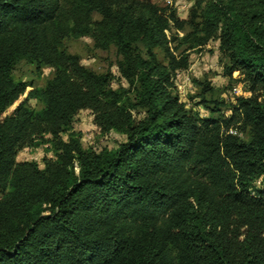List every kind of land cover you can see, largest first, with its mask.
Returning a JSON list of instances; mask_svg holds the SVG:
<instances>
[{
	"label": "trees",
	"instance_id": "16d2710c",
	"mask_svg": "<svg viewBox=\"0 0 264 264\" xmlns=\"http://www.w3.org/2000/svg\"><path fill=\"white\" fill-rule=\"evenodd\" d=\"M193 2L182 20L149 0H0V264H264V0ZM81 38L115 50L127 89L66 51ZM215 40L249 96L194 81L190 105L178 77ZM21 62L52 77L17 80ZM85 110L115 148H83ZM43 146L42 168L16 161Z\"/></svg>",
	"mask_w": 264,
	"mask_h": 264
},
{
	"label": "rangeland",
	"instance_id": "374dc122",
	"mask_svg": "<svg viewBox=\"0 0 264 264\" xmlns=\"http://www.w3.org/2000/svg\"><path fill=\"white\" fill-rule=\"evenodd\" d=\"M160 7H173L176 9L178 17L186 20L189 16L193 0H149ZM64 48L70 54L80 58L81 64L97 73H109L113 76L112 88L119 90L127 89L125 81L119 77L117 69L118 57L115 50L111 48L108 51L96 50L93 42L89 38H81L78 40L68 39L64 41ZM158 59L164 61L163 55L159 50H155ZM190 65L188 70L179 75L177 80V90L179 95L190 105H194L199 101L195 98L201 89L194 81H207L214 89L213 97L215 99H231L235 94H241L245 97L249 96L246 88L238 83L230 80L224 75L223 67L226 60L221 56L218 50V41H212L203 50L194 51L190 54ZM235 74L233 78H236ZM13 76L17 80H22L32 84L34 87L41 88L52 77L51 69L42 67L37 70L35 66L26 62L19 63L14 71ZM211 96L207 95L206 98ZM29 106L35 110H39L41 105L36 101H30ZM203 111L201 108H198ZM11 111L8 110V113ZM208 114V113H203ZM73 131L81 136L82 146L85 149L108 148L113 149L116 144L122 140L116 135L104 136L93 123V117L89 111H81L73 125ZM52 153L46 146L37 149H24L17 154V162H36L40 168L43 167V160L52 158ZM258 190H264V179L256 183ZM1 197V196H0Z\"/></svg>",
	"mask_w": 264,
	"mask_h": 264
}]
</instances>
